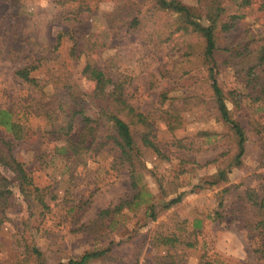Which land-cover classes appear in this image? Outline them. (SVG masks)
I'll use <instances>...</instances> for the list:
<instances>
[{
    "label": "rangeland",
    "instance_id": "obj_1",
    "mask_svg": "<svg viewBox=\"0 0 264 264\" xmlns=\"http://www.w3.org/2000/svg\"><path fill=\"white\" fill-rule=\"evenodd\" d=\"M119 1L76 0L62 14L84 13L70 22L56 16L60 6L54 0H0V106L17 108L20 110L18 116L27 118L25 122L35 128V137L27 142L15 141L13 152L33 173L35 180L47 187L48 196H53L50 212L42 221L35 222L30 217L34 211L32 205L16 186L12 188L14 202L8 208V220L0 228V264H18L16 260L20 258L11 240L17 238L19 230L29 221L35 225L29 240L43 250L48 262L77 257L94 244L83 236L79 226L93 220L101 209L114 206L132 194L128 169L110 168L112 155L106 151H90L75 159L56 151L55 145H62L63 140H56L46 132L51 128L52 119L41 106L42 102L48 105L52 99L30 88L16 74L19 67L41 54L38 43L54 44L57 33L70 27L100 32L106 44L89 59L102 66L108 56L118 55L119 69L133 78L128 86L131 102L150 114L149 130L163 150L162 154L144 150L148 170L142 182L148 184L153 200L161 206L180 192L183 194L180 202L159 211L155 219L145 215L146 205L125 209L112 226L105 228L106 236L99 243L107 246L115 240L112 255L94 259L90 264H157V256L168 252L167 246L156 244V235L161 231L181 234L187 244H192L184 246L186 253L179 264H235L244 260L264 264V257L254 251L259 237L252 238L240 224L239 214H229L223 222L207 215L212 212L224 186L240 183L253 172H264L261 142L249 135L244 161L233 167L228 183L197 187L196 184L211 177L219 167V162L198 164H204L230 147L229 129L210 111L208 89L199 78L201 72L184 73L187 62L180 61L179 54L166 42L151 43L144 38L141 29L120 23L112 25L109 14ZM138 1L143 3L144 10L151 5V0ZM182 1L205 14L198 0ZM88 8L90 10L86 11ZM246 20L257 32L264 31L263 13L248 15ZM84 64V61L77 63L74 70L86 94L94 84L81 75ZM220 79L227 88L241 87L229 67L222 69ZM163 91L168 95L161 102ZM80 101L87 107V113L93 117L97 115V109L85 95ZM247 103L249 100L243 101V109L230 102L229 105L234 115L241 118L247 114L243 112L248 110ZM255 115L264 119V107ZM170 120L175 127L170 126ZM205 131L212 134L207 135ZM0 136L13 141L3 126H0ZM177 138H186L187 144L177 147ZM38 152L48 154L44 165L38 163ZM233 153L235 147L226 156ZM182 158L195 163L187 162L186 170L181 171ZM0 169L11 177L12 173L4 166ZM235 192V188L231 189L225 199L228 211L237 200ZM196 218H202L201 225H196ZM29 264L38 262L32 259Z\"/></svg>",
    "mask_w": 264,
    "mask_h": 264
},
{
    "label": "trees",
    "instance_id": "obj_2",
    "mask_svg": "<svg viewBox=\"0 0 264 264\" xmlns=\"http://www.w3.org/2000/svg\"><path fill=\"white\" fill-rule=\"evenodd\" d=\"M54 1L60 6L56 16L63 21L72 22L84 13L70 11L62 14L76 0ZM198 2L205 14L182 0H151V5L146 10L138 0H120L109 15L113 26L126 24L133 29H141L144 38L151 43L156 41L159 45L166 42L179 54L180 61L187 62L188 68L184 73L192 70L201 72L199 78L203 87L208 89L210 111H213L215 119L229 129L227 138L230 144L226 151L204 164H198L203 166L219 162L217 171L211 177L196 184L197 187H204L230 181L229 173L233 167L244 161L250 136L261 142L264 150V119L255 115L256 111L264 107V31L257 32L246 20L253 13L264 14V0ZM89 10L90 8L86 11ZM124 13L126 14L123 16ZM105 44L98 31H79L74 27L60 30L54 44L46 46L38 43L41 54L19 67L16 74L30 88L52 99L49 106L44 102L41 106L47 109L52 119L51 128L46 132L54 135L56 140H63L62 145H55L56 151L71 159L90 151H106L112 155L110 168L116 171L128 169L132 194L114 206L101 209L93 220L79 226L83 236L94 242L92 247L67 261L48 262L43 250L29 240V235L31 228L35 226L32 222L42 221L52 209L53 196H48L47 187L35 180L33 173L13 152L15 141L27 142L37 132L25 122L27 118L18 116L17 112L20 110L13 106H0V126L13 138L12 141L0 136V166L12 173L10 177L0 169V228L8 220L7 211L14 202V186L34 208L30 216L34 220L26 222L17 238L11 240V244L17 248V257L20 258L16 260L18 264H29L32 259L38 264H90L94 259L107 258L113 253L115 240L107 246L99 243L106 236L105 228L112 226L125 209L146 205L145 215L155 219L159 211L182 199L183 194L180 192L159 206L153 200L148 184L142 182L148 170L145 148L158 154H162L163 150L149 130L150 114L141 111L131 102L128 86L133 78L119 69L118 55L108 56L102 66L89 59ZM81 61L85 62L81 75L94 84L86 94L74 70ZM224 67L233 70L241 87L227 88L223 85L220 73ZM83 95L97 109L95 117L87 113V107L80 101ZM167 95L163 91L160 101H165ZM246 99L250 103H247L248 110L244 109L243 112L247 111V114L241 118L236 117L229 102L238 109H243V101ZM169 124L172 128L176 126L173 120ZM136 131L140 136L139 140ZM204 133L212 134L209 131ZM175 144L177 147L185 146L186 138H177ZM234 147L235 153L226 156ZM47 155L46 152H38V163L44 165ZM187 162L195 163L182 158L181 171L186 170ZM233 188L236 189L237 200L228 211L225 209V199ZM229 214H239L240 224L252 234V238L259 237L254 251L264 257V172H253L240 183H232L221 189L212 212L207 215L208 218L223 222ZM201 222L202 218H196L197 226ZM155 241L157 245L168 247L167 253L157 256V264H179L186 253L184 246L192 245L187 244L182 235L176 232L161 231L156 235ZM235 264L254 263L244 260Z\"/></svg>",
    "mask_w": 264,
    "mask_h": 264
}]
</instances>
